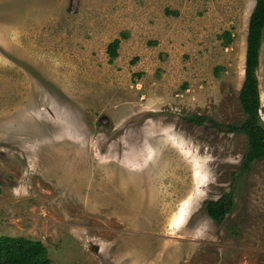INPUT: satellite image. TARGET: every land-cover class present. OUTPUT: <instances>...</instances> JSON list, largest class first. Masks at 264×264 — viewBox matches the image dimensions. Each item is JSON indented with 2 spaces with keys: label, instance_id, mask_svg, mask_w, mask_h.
I'll use <instances>...</instances> for the list:
<instances>
[{
  "label": "rangeland",
  "instance_id": "obj_1",
  "mask_svg": "<svg viewBox=\"0 0 264 264\" xmlns=\"http://www.w3.org/2000/svg\"><path fill=\"white\" fill-rule=\"evenodd\" d=\"M254 6L0 0V236L50 264H264V160L242 174L226 130ZM256 76L264 125V33Z\"/></svg>",
  "mask_w": 264,
  "mask_h": 264
},
{
  "label": "trees",
  "instance_id": "obj_2",
  "mask_svg": "<svg viewBox=\"0 0 264 264\" xmlns=\"http://www.w3.org/2000/svg\"><path fill=\"white\" fill-rule=\"evenodd\" d=\"M264 33V0H255L254 9L250 15L244 63V81L239 91V103L245 115V120L239 125H229L226 130L233 134H243L247 139V150L241 160L240 172L249 171L253 163L264 160V125L259 115V89L256 76L259 67V51ZM223 35L227 38L228 33ZM230 40V39H229ZM228 40V41H229ZM120 41L115 39L107 47L110 62L118 54ZM206 118L195 117L194 122L203 123ZM209 123H214L208 120ZM233 204L232 195L225 194L217 201L206 203L205 210L210 220L221 223L230 212ZM0 264H50L47 250L40 241L23 237L0 236Z\"/></svg>",
  "mask_w": 264,
  "mask_h": 264
},
{
  "label": "crops",
  "instance_id": "obj_3",
  "mask_svg": "<svg viewBox=\"0 0 264 264\" xmlns=\"http://www.w3.org/2000/svg\"><path fill=\"white\" fill-rule=\"evenodd\" d=\"M117 54H118V50H117ZM244 63H245V59H244Z\"/></svg>",
  "mask_w": 264,
  "mask_h": 264
},
{
  "label": "bare ground",
  "instance_id": "obj_4",
  "mask_svg": "<svg viewBox=\"0 0 264 264\" xmlns=\"http://www.w3.org/2000/svg\"><path fill=\"white\" fill-rule=\"evenodd\" d=\"M179 225H180V223H179ZM176 226H178V225H176Z\"/></svg>",
  "mask_w": 264,
  "mask_h": 264
}]
</instances>
